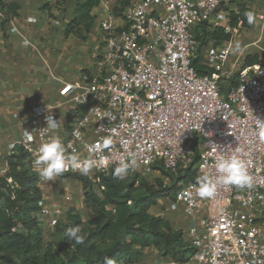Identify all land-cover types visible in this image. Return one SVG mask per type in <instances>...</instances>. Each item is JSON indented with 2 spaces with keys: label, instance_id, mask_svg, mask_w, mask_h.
<instances>
[{
  "label": "built area",
  "instance_id": "2783aa9c",
  "mask_svg": "<svg viewBox=\"0 0 264 264\" xmlns=\"http://www.w3.org/2000/svg\"><path fill=\"white\" fill-rule=\"evenodd\" d=\"M231 1L131 0L118 16L109 9L100 21L93 68L63 82L57 102L33 105L9 123L20 132L8 155L22 147L38 185L47 184L33 164L35 150L58 134L69 153L106 158L107 167L85 175L102 195L99 174L114 172L122 159L136 161L127 176L159 172L158 166L177 174L192 163L196 142L199 176L202 169L215 174L217 156L239 151L255 178L252 190L222 185L207 199L197 196V181H189L173 200L188 217L199 218L188 231L192 264H264V140L255 127V116L264 118V61L244 65L241 55L233 57L231 39L201 46L195 33L204 22L225 33L237 30L230 24ZM196 60L207 71H199ZM67 104L72 110L62 121L58 107ZM48 114L60 120L55 133L43 129ZM7 167L5 157L0 170ZM66 212L61 201L42 197L44 229L54 231Z\"/></svg>",
  "mask_w": 264,
  "mask_h": 264
},
{
  "label": "trees",
  "instance_id": "16d2710c",
  "mask_svg": "<svg viewBox=\"0 0 264 264\" xmlns=\"http://www.w3.org/2000/svg\"><path fill=\"white\" fill-rule=\"evenodd\" d=\"M252 0H232L236 8L230 11V24L247 26L245 13L251 12ZM101 0H86L77 5L75 16L67 24V33L83 27L89 32L95 20L94 7ZM131 0H116L113 13L121 15ZM20 4L15 0H0L1 25L4 26L19 14ZM210 24L200 25L198 39L201 46L213 38L215 44L231 38L220 28L208 30ZM259 62L257 56H247L244 65ZM199 71H207L196 60ZM235 83V80L232 81ZM192 163L180 168L177 174L162 166L161 176L148 180L138 173L120 180L113 172L101 173L102 195L93 188L92 182L82 174L66 172L61 177L74 178L81 182L83 202L91 216L84 219L80 211L70 207L46 240L39 218L40 201L43 197L38 177L30 170L28 153L22 147L6 156L8 167L0 170V264H105L111 258L114 264H130L139 261L148 246H154L161 255L174 262L185 263L193 256L190 242L183 231L175 229L162 216L149 210L160 198L174 199L183 183L197 181V143ZM11 178V181H9ZM169 179L167 183L166 180ZM79 226L80 242L69 241L65 236L68 227Z\"/></svg>",
  "mask_w": 264,
  "mask_h": 264
},
{
  "label": "crops",
  "instance_id": "0c3cea01",
  "mask_svg": "<svg viewBox=\"0 0 264 264\" xmlns=\"http://www.w3.org/2000/svg\"><path fill=\"white\" fill-rule=\"evenodd\" d=\"M15 1L20 4L19 14L4 26L0 16V152L4 157L0 161L3 166L10 146L18 140L20 132L9 123L15 117L25 115L33 105L57 102L63 82L77 80L81 71L93 68L101 33L100 21L116 5V0H101L92 11L95 20L89 32L79 27L67 33V24L74 18L77 5L86 0ZM71 110V104L58 107L62 121H66ZM64 183L68 188L73 186L72 190L64 187ZM39 187L44 197L61 201L66 210L69 205L77 204L79 211L83 209L91 216L83 202L82 184L77 179L58 177ZM65 194L71 196L69 201L63 200ZM149 211L182 230L187 241H190V227L199 222V218L188 217L182 206L169 197L160 198ZM52 233L51 229L45 228V239L50 240ZM192 263V257L185 263H177L171 257L161 255L154 246H148L142 258L130 264Z\"/></svg>",
  "mask_w": 264,
  "mask_h": 264
},
{
  "label": "clouds",
  "instance_id": "9594fccd",
  "mask_svg": "<svg viewBox=\"0 0 264 264\" xmlns=\"http://www.w3.org/2000/svg\"><path fill=\"white\" fill-rule=\"evenodd\" d=\"M249 24L254 23V15L252 12L245 13ZM241 45L237 42L234 45L233 53L239 52ZM50 112V111H49ZM255 127L257 135L264 140V118L255 116ZM60 127V120L54 118L51 114L46 116V127L55 133ZM77 138L79 133H73ZM32 137L28 136L27 140L31 141ZM111 143L110 140L104 141L105 146ZM27 147V145H26ZM70 147V146H69ZM99 148V145L89 148V152L93 153ZM29 151L32 149L29 147ZM135 159L129 161L120 160L114 169L113 176L123 180L130 169L135 166ZM33 164L39 174V177L45 181H55L69 170L78 171L82 175H89L94 168L101 166L107 167L108 161L101 156L99 159L89 156L83 158L79 152L73 149L68 152L62 138L58 134H53L42 142L35 150V159ZM222 185L234 186L238 189L252 190L255 187V178L250 173L246 160L239 151L232 154H221L215 158V174L201 170V174L197 177V187L195 189L197 196L200 198L211 199L214 197L218 188ZM80 227H68L65 236L69 241L75 240L80 242ZM105 264H114L111 258H106Z\"/></svg>",
  "mask_w": 264,
  "mask_h": 264
},
{
  "label": "rangeland",
  "instance_id": "374dc122",
  "mask_svg": "<svg viewBox=\"0 0 264 264\" xmlns=\"http://www.w3.org/2000/svg\"><path fill=\"white\" fill-rule=\"evenodd\" d=\"M111 0H108V2ZM116 4V3H115ZM251 12L254 15V23L249 24L247 26H242L239 24L237 30L233 31L231 33V40L234 45L239 42L241 45V49L239 52L233 53V57H238L241 55V62H245V59L247 56H257L259 58V61H264V2L258 1V0H252L248 2ZM114 7V6H113ZM236 8V3L230 2V4L227 6L228 11L230 12L232 9ZM113 8H111V12L113 13ZM114 14V13H113ZM116 15V14H114ZM118 16V15H117ZM213 27L210 24L208 26V30H212ZM201 28L195 29V33L199 34ZM201 34V33H200ZM212 39H208L212 42ZM208 41V42H209ZM227 85V82H225ZM161 171H154L145 175H141L146 177L148 180H153L157 176H161ZM67 180V179H66ZM166 182H169V179L166 180ZM64 187L66 186V183L63 184ZM68 188V187H67ZM73 186H70L68 189L72 190ZM70 207H77L76 205H69ZM80 213L82 214L84 219H88L90 215H88L85 210H81Z\"/></svg>",
  "mask_w": 264,
  "mask_h": 264
}]
</instances>
